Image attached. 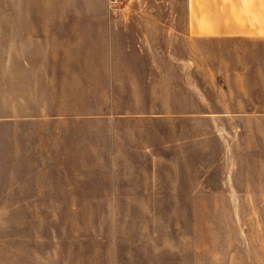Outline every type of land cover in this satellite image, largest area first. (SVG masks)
Listing matches in <instances>:
<instances>
[{
  "label": "crops",
  "instance_id": "crops-1",
  "mask_svg": "<svg viewBox=\"0 0 264 264\" xmlns=\"http://www.w3.org/2000/svg\"><path fill=\"white\" fill-rule=\"evenodd\" d=\"M52 16L68 44L43 79L64 83L57 97L91 99L36 114V129L52 124L51 167L38 133L14 154L4 144L0 264H171L172 226L183 223L174 210L250 192L248 183L209 178L251 169L198 167L196 148L189 160L188 118L209 119L221 137L264 128V0H105ZM205 40L226 50L213 71L223 81L221 108H165L157 98H172L177 85L188 96L189 80L202 79Z\"/></svg>",
  "mask_w": 264,
  "mask_h": 264
},
{
  "label": "rangeland",
  "instance_id": "rangeland-1",
  "mask_svg": "<svg viewBox=\"0 0 264 264\" xmlns=\"http://www.w3.org/2000/svg\"><path fill=\"white\" fill-rule=\"evenodd\" d=\"M101 7H105V0H0V153L4 144H9L6 148L13 154L18 152L21 140L26 138L30 148L38 133L44 139L45 165L51 167L52 124L50 119H43L39 121L41 128L36 129V114L51 113L58 101L66 105L81 101L83 107L91 99L57 97L65 89L64 83L43 79L51 70L52 59L62 56L68 44L59 35L67 30L53 23L58 18L52 15ZM209 43L204 41L203 56L209 59L202 79L189 80L188 96L177 85L172 98H157L165 108L179 111L184 105L189 112L221 108L218 88L223 81H218L216 73L226 50ZM162 87L168 90L169 86L159 83L158 88ZM197 120L188 118L189 160H195L196 148L198 167L203 163L204 168L251 169L252 176L248 177L209 178V183L221 186L225 180L240 187L248 183L250 192L229 194L239 197L235 200L220 194L219 199L198 203L202 207L174 210L173 216H180L183 223L172 226L171 264H264V128L251 129L241 138L226 130L221 137L219 130L211 128L209 119ZM197 124L204 129H195ZM197 133L204 134L203 141L191 140ZM225 139L232 144L227 146ZM121 214L132 217L138 212L123 210ZM155 243L159 245L162 240Z\"/></svg>",
  "mask_w": 264,
  "mask_h": 264
},
{
  "label": "built area",
  "instance_id": "built-area-1",
  "mask_svg": "<svg viewBox=\"0 0 264 264\" xmlns=\"http://www.w3.org/2000/svg\"><path fill=\"white\" fill-rule=\"evenodd\" d=\"M125 0H109L110 6L116 7L122 4Z\"/></svg>",
  "mask_w": 264,
  "mask_h": 264
}]
</instances>
